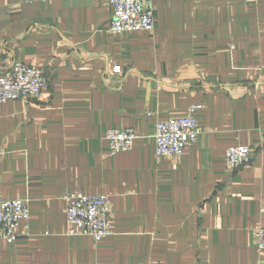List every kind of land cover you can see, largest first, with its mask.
<instances>
[{"label": "crops", "instance_id": "1", "mask_svg": "<svg viewBox=\"0 0 264 264\" xmlns=\"http://www.w3.org/2000/svg\"><path fill=\"white\" fill-rule=\"evenodd\" d=\"M151 7V32L112 33L107 0H0V75L48 79L0 103V200L29 206L0 264H264V0ZM179 116L196 140L157 157L156 122ZM107 128H133L132 147L111 154ZM236 145L253 149L230 173ZM70 193L110 197L109 236L65 233Z\"/></svg>", "mask_w": 264, "mask_h": 264}, {"label": "built area", "instance_id": "2", "mask_svg": "<svg viewBox=\"0 0 264 264\" xmlns=\"http://www.w3.org/2000/svg\"><path fill=\"white\" fill-rule=\"evenodd\" d=\"M111 8L108 29L112 33L148 31L154 29L152 0H107ZM48 85L46 70L34 65L14 61L0 75V103L8 100L32 102ZM199 107V106H196ZM198 127L193 116L172 117L155 124L154 152L157 157L179 156L197 137ZM136 132L133 128H107L104 138L109 152L128 151ZM250 145L230 146L225 151L226 168L234 173L251 158ZM66 201V234L85 235L100 240L111 234L110 197L106 194L70 193ZM29 219L27 199L0 200V240L17 238L20 221ZM27 228V223L25 225ZM256 248L264 252V227L256 230Z\"/></svg>", "mask_w": 264, "mask_h": 264}, {"label": "rangeland", "instance_id": "3", "mask_svg": "<svg viewBox=\"0 0 264 264\" xmlns=\"http://www.w3.org/2000/svg\"><path fill=\"white\" fill-rule=\"evenodd\" d=\"M41 68V67H40ZM47 75V74H46ZM37 100V99H36ZM36 100H34V101H36ZM20 101H22V100H20ZM34 101H32V102H34ZM24 102V101H23ZM25 103H31V102H25Z\"/></svg>", "mask_w": 264, "mask_h": 264}]
</instances>
